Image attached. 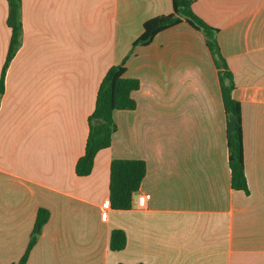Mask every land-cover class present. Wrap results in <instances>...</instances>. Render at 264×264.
I'll list each match as a JSON object with an SVG mask.
<instances>
[{
    "label": "crops",
    "instance_id": "0c3cea01",
    "mask_svg": "<svg viewBox=\"0 0 264 264\" xmlns=\"http://www.w3.org/2000/svg\"><path fill=\"white\" fill-rule=\"evenodd\" d=\"M241 103L249 193L231 186L219 68L204 36L183 22L133 49L173 0H22V45L0 99V264L24 256L40 208L50 210L27 264H264V0H197ZM0 0V75L11 32ZM129 56V59L127 57ZM127 59L141 87L135 110L79 177L88 118L105 74ZM147 164L144 210L111 209L110 165ZM114 229L126 232L110 250Z\"/></svg>",
    "mask_w": 264,
    "mask_h": 264
},
{
    "label": "trees",
    "instance_id": "16d2710c",
    "mask_svg": "<svg viewBox=\"0 0 264 264\" xmlns=\"http://www.w3.org/2000/svg\"><path fill=\"white\" fill-rule=\"evenodd\" d=\"M8 3V15L6 25L10 29L11 36L0 75V99L6 89V75L13 56L16 55L22 45V0H6ZM197 0H173V13L152 17L144 24L142 35L134 42V50L139 46H148L159 33L173 28L185 22L204 36L206 46L219 68V83L226 112V137L229 155V168L231 171V186L236 191L249 193L247 176L244 163L243 122L241 103L237 101L233 92L235 89L234 76L224 58L219 43V29L206 23L193 9ZM129 56L127 59H129ZM114 65L102 79L96 98L93 113L88 118L89 135L85 145L84 155L75 165L76 175L89 176L93 169L97 154L112 145L117 125L114 121L115 111L135 110L137 102L133 93L138 91L141 83L136 78L126 76V61ZM100 122V123H99ZM147 174V164L137 159H115L110 165L109 201L112 209L130 210L133 208V198L139 192L140 186ZM51 217L50 210L40 208L37 211L34 227L30 235L24 256L17 264H27L30 253L37 245L44 226ZM128 238L122 229H114L110 236V250L117 252L126 248ZM125 264V263H118Z\"/></svg>",
    "mask_w": 264,
    "mask_h": 264
},
{
    "label": "built area",
    "instance_id": "2783aa9c",
    "mask_svg": "<svg viewBox=\"0 0 264 264\" xmlns=\"http://www.w3.org/2000/svg\"><path fill=\"white\" fill-rule=\"evenodd\" d=\"M151 194L148 193H136L133 198V206L136 209L144 210L148 207L149 199H151ZM112 209L109 200L105 201L103 204V212L101 215L102 220L106 221L108 218L109 211Z\"/></svg>",
    "mask_w": 264,
    "mask_h": 264
},
{
    "label": "rangeland",
    "instance_id": "374dc122",
    "mask_svg": "<svg viewBox=\"0 0 264 264\" xmlns=\"http://www.w3.org/2000/svg\"><path fill=\"white\" fill-rule=\"evenodd\" d=\"M5 63V62H4Z\"/></svg>",
    "mask_w": 264,
    "mask_h": 264
},
{
    "label": "water",
    "instance_id": "95a60500",
    "mask_svg": "<svg viewBox=\"0 0 264 264\" xmlns=\"http://www.w3.org/2000/svg\"><path fill=\"white\" fill-rule=\"evenodd\" d=\"M100 123V122H99Z\"/></svg>",
    "mask_w": 264,
    "mask_h": 264
}]
</instances>
